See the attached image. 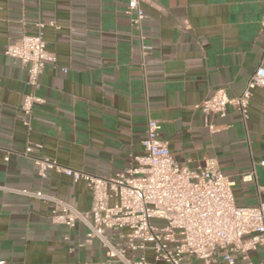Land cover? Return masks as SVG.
Listing matches in <instances>:
<instances>
[{
	"label": "crops",
	"instance_id": "crops-1",
	"mask_svg": "<svg viewBox=\"0 0 264 264\" xmlns=\"http://www.w3.org/2000/svg\"><path fill=\"white\" fill-rule=\"evenodd\" d=\"M128 1L0 0V264L105 259L100 240H87L83 220L73 227L53 222L51 200L19 192L39 190L81 212L91 206L83 181L54 171L39 177L19 154L27 142L34 156L110 176L137 166L153 118L177 162L194 167L214 158L235 182L237 206L264 201V87L252 89L244 122L232 105L222 117L195 107L217 87L240 93L264 67V0H139L145 15L139 27L124 13ZM38 23L56 62L39 76L44 103L33 107L27 129L19 111L29 91L26 67L4 51ZM141 45L150 47L145 55ZM252 169L255 180L242 181ZM145 256L153 262L151 250ZM260 256L249 253L255 262ZM180 264L202 261L184 255Z\"/></svg>",
	"mask_w": 264,
	"mask_h": 264
},
{
	"label": "built area",
	"instance_id": "built-area-1",
	"mask_svg": "<svg viewBox=\"0 0 264 264\" xmlns=\"http://www.w3.org/2000/svg\"><path fill=\"white\" fill-rule=\"evenodd\" d=\"M124 13L135 27H139L145 17L139 0H129ZM43 26L38 23L35 33L20 35L8 43L4 51L26 67L29 91L24 94L19 111L27 129L33 107L44 103L37 94L39 76L46 63L56 62L54 53L46 49ZM149 48L141 45L142 54ZM255 87H264L262 65L256 67L240 93L229 94L227 87H217L195 107L206 116L222 117L232 105L244 122ZM161 128L159 120L148 118L146 135L141 141L144 154L134 157L137 166L110 176H99L62 165L54 159L34 156L32 144L26 143L19 154L33 161L39 177L46 178L54 171L86 184L91 195L87 212L77 211L67 202L39 190L19 192L51 200L53 222L68 227H73L78 219L85 222L87 240L93 237L100 240L105 248V259L80 264H158L159 261L180 264L184 255L196 257L202 264H264V201L254 206H237L232 191L235 182L223 174L216 159H204L194 167L180 164L173 158L167 141L160 137ZM209 128L215 130L211 125ZM12 151L8 149L7 153ZM7 159L8 154L4 157ZM260 164L264 166V160ZM240 178L244 182L253 181L255 172L252 169ZM152 218L161 219L162 225H152ZM113 232L117 233L119 241L125 240V244L113 243L108 234ZM147 249L153 252V262L145 256ZM251 252H261L258 261L249 259Z\"/></svg>",
	"mask_w": 264,
	"mask_h": 264
},
{
	"label": "rangeland",
	"instance_id": "rangeland-1",
	"mask_svg": "<svg viewBox=\"0 0 264 264\" xmlns=\"http://www.w3.org/2000/svg\"><path fill=\"white\" fill-rule=\"evenodd\" d=\"M162 223H163V221L161 219H157V218H152L151 219V224L152 225L161 226Z\"/></svg>",
	"mask_w": 264,
	"mask_h": 264
}]
</instances>
